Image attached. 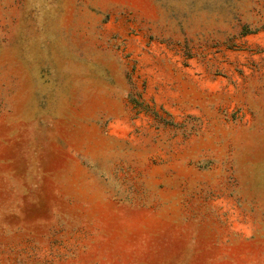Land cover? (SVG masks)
Wrapping results in <instances>:
<instances>
[{"label": "rangeland", "instance_id": "rangeland-1", "mask_svg": "<svg viewBox=\"0 0 264 264\" xmlns=\"http://www.w3.org/2000/svg\"><path fill=\"white\" fill-rule=\"evenodd\" d=\"M0 264H264V0H0Z\"/></svg>", "mask_w": 264, "mask_h": 264}]
</instances>
